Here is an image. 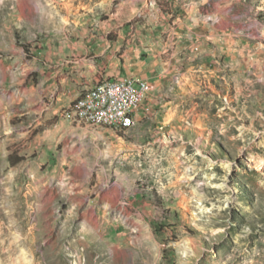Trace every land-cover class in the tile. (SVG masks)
Returning <instances> with one entry per match:
<instances>
[{
    "label": "rangeland",
    "instance_id": "rangeland-1",
    "mask_svg": "<svg viewBox=\"0 0 264 264\" xmlns=\"http://www.w3.org/2000/svg\"><path fill=\"white\" fill-rule=\"evenodd\" d=\"M127 30L149 110L80 125L59 51ZM0 264H264V0H0Z\"/></svg>",
    "mask_w": 264,
    "mask_h": 264
},
{
    "label": "crops",
    "instance_id": "crops-1",
    "mask_svg": "<svg viewBox=\"0 0 264 264\" xmlns=\"http://www.w3.org/2000/svg\"><path fill=\"white\" fill-rule=\"evenodd\" d=\"M122 34L131 38L141 37L140 33H132L128 30L122 31ZM141 38L139 40L143 45V40ZM115 43L118 44V41ZM115 43L113 42L114 48L111 47L108 42H101L85 50L82 42L76 45L74 44L71 47L68 41V45H65L66 51H64V49L63 51L62 49L59 51V56L62 58L58 69L60 72V80L64 83H67L69 80L70 85L82 86V91H80L81 95L88 88L103 81L125 78L136 79L150 76L153 71V69L149 68L153 60L152 57L148 58L150 59V63H148V59L144 58V60H142L138 55V52L141 53L143 50H146L144 49L146 43H144L143 48L142 46L135 48L133 46V41L129 40L127 42V48L121 55L118 54ZM165 46L166 45L162 44V42H158L156 49L159 50L160 48V50L163 51ZM88 51L91 54L90 58H88L87 55ZM168 70V66H162L160 76L168 73ZM146 102L148 104V99ZM147 107H149V104Z\"/></svg>",
    "mask_w": 264,
    "mask_h": 264
},
{
    "label": "built area",
    "instance_id": "built-area-1",
    "mask_svg": "<svg viewBox=\"0 0 264 264\" xmlns=\"http://www.w3.org/2000/svg\"><path fill=\"white\" fill-rule=\"evenodd\" d=\"M87 90L98 95V102L84 104L76 98L74 121L76 122V116H84L82 125L107 127L119 133V128L127 123L125 109L135 111V121L139 113L149 110L145 102L151 87L145 80L134 78L107 80Z\"/></svg>",
    "mask_w": 264,
    "mask_h": 264
},
{
    "label": "bare ground",
    "instance_id": "bare-ground-1",
    "mask_svg": "<svg viewBox=\"0 0 264 264\" xmlns=\"http://www.w3.org/2000/svg\"><path fill=\"white\" fill-rule=\"evenodd\" d=\"M78 100L84 104L97 103L98 95L86 90L81 96L78 97ZM125 116L127 117V123L119 128V132H129L135 123V111L133 109H125ZM76 120L80 124H84V116H76Z\"/></svg>",
    "mask_w": 264,
    "mask_h": 264
},
{
    "label": "trees",
    "instance_id": "trees-1",
    "mask_svg": "<svg viewBox=\"0 0 264 264\" xmlns=\"http://www.w3.org/2000/svg\"><path fill=\"white\" fill-rule=\"evenodd\" d=\"M16 162H18V161H16ZM14 164V163H13Z\"/></svg>",
    "mask_w": 264,
    "mask_h": 264
}]
</instances>
